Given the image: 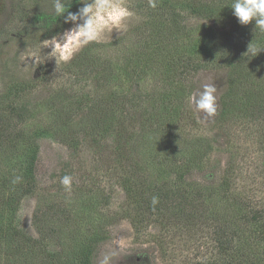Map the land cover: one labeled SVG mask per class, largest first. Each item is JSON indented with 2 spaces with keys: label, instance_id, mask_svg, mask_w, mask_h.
Segmentation results:
<instances>
[{
  "label": "trees",
  "instance_id": "obj_1",
  "mask_svg": "<svg viewBox=\"0 0 264 264\" xmlns=\"http://www.w3.org/2000/svg\"><path fill=\"white\" fill-rule=\"evenodd\" d=\"M143 2L150 12L145 22L107 46H100L95 53L83 47L73 60L79 74L97 76L96 89L103 93L106 104L123 102L117 88L130 81L128 69L131 79L133 73L144 74L148 68L153 69L152 74L163 76L161 86L148 99L149 111L136 113L137 118L132 115L140 128L136 146L142 145L141 157L135 144L128 143L131 136L127 143H121V133L126 130L123 126L105 132L120 144L110 151L109 160L119 175L120 188L137 206L139 221L155 219L159 225L175 230L179 252L185 253L181 264H264V198L256 200L250 189L246 195L237 192L228 177L214 184L213 175L204 173L203 158L209 155V143L183 139L178 130L188 93L184 79L210 65H221L229 77L227 90L219 100L220 116L255 121L264 118V33L255 31L254 21L240 25L228 7L231 0H156L155 8L148 0ZM65 3L70 12L82 7L79 0ZM184 4L205 22L200 34L193 35L181 26ZM13 14L23 29L27 27V35L53 36L66 26L63 17L55 15L53 5L31 9L29 0H17ZM129 41L135 47L139 45L141 53L135 55V61L111 66L114 75L107 73L103 68L105 58L117 48L126 51L125 42ZM105 49L109 55L104 57ZM202 49L208 53L205 58L197 56ZM18 88L24 92L26 86L20 84ZM66 102L78 107L82 101L76 97ZM14 107L9 112L0 111V264H97L110 226L103 191L81 186L70 197H42L33 215L38 238L26 235L14 220L20 201L33 194L36 187L40 140L56 137L75 152L79 146L76 135L99 136L108 127L107 122H112V111L92 108L79 114L76 126L70 120L59 125L69 111L63 108L57 113L55 107L53 127L28 129L23 123L28 112ZM260 161L264 164V159ZM195 171L200 181L193 180ZM17 175L22 180L13 185L11 181ZM153 197L158 198L156 204ZM162 239L159 247L170 248L172 240ZM126 264L150 262L132 256Z\"/></svg>",
  "mask_w": 264,
  "mask_h": 264
},
{
  "label": "rangeland",
  "instance_id": "obj_2",
  "mask_svg": "<svg viewBox=\"0 0 264 264\" xmlns=\"http://www.w3.org/2000/svg\"><path fill=\"white\" fill-rule=\"evenodd\" d=\"M16 2L17 0H0V111L9 112L8 110L14 106L27 111L28 116L23 123L28 129L39 126L53 127L55 125L53 109L58 104L60 106L56 107L57 113L63 108L68 109L70 113L67 117L65 113L62 114L65 117L59 125H64L66 120H70L69 123L76 126L79 124L77 121L79 114L97 107L112 111L113 119L111 123L107 122L108 127L99 133V136L87 138L83 134L76 135L79 146L75 152L56 137L49 136L40 140L36 187L33 194L24 196L20 201L14 225L26 235L38 238L39 234L33 225V215L42 197H48L46 195L70 197L77 187H92L103 191V195L106 196L104 210L110 225L108 241L99 249L97 264H126L132 256L143 257L150 264H181L180 260L184 258L185 253L179 252L175 230L159 225L155 219L142 221L137 219V206L133 205L132 200H129L127 194L121 190L119 175L110 166V151L120 146L119 141H113L106 135L107 132L123 126L126 130L124 134L121 133L123 136L121 143L126 142L128 136H131L128 143L136 146V136L140 128L135 124L132 115L137 118L136 113L149 111L148 99L161 86L160 79L163 76L152 74L153 69L148 68L144 74L139 71L137 75L133 73L131 79L128 69L130 81H125L117 88L123 102L106 104L105 99L102 101L103 93L96 89L97 76L79 74L73 64V60L83 48L75 53L72 59L61 60L49 47V40L58 33L51 36L40 33L33 35L31 32L27 35L25 32L27 27L24 26L23 29L20 20L13 14ZM126 3L133 12V16L125 21L126 28L119 33L106 32L101 42L87 45L90 53H95L101 49L98 50L100 46H107L122 38L149 17L150 12L143 0H126ZM29 5L31 9L39 7L49 9L53 5V0H29ZM183 6L185 15L184 19L181 18V26L193 35L200 34L199 30L205 22L192 13L187 5ZM70 27V24H66L59 33ZM125 43L126 51L120 47L112 53L113 55L110 54V58H105L107 63L103 68L107 73H111V66H122L135 61V55L141 53L139 45L135 47L132 41ZM126 52L128 55L123 57ZM102 54L104 57L109 55V50H103ZM206 54L207 51L202 49L197 56L205 58ZM220 66L210 65L189 73L184 79L188 93L184 99V117L179 122L178 130L183 139H202L209 143V155L203 158L204 173L213 175L214 184L219 183L222 177H228L233 181L237 192L246 195L250 189L256 200H262L264 164L260 160L264 159V118L258 121L250 117L228 118L220 116L219 111L215 117L205 118L203 113L196 109L195 104L189 101V98L202 91V86L207 83L215 85L219 105L220 97L227 90L229 80L227 70ZM112 71L116 73V70ZM20 84H25L24 92L19 90ZM12 93H15L16 97ZM58 95L56 102L55 98ZM69 97L71 99L80 97L82 102L76 107L72 102H66L70 100ZM99 142L103 147L98 144ZM142 149V145L136 146V152L139 155L140 151V157ZM64 175L73 178L70 190H66L60 183V178ZM193 180H201L199 172L195 171ZM162 238L172 240L170 248L163 250L165 247H159L158 242L163 240ZM164 245L162 243V246Z\"/></svg>",
  "mask_w": 264,
  "mask_h": 264
},
{
  "label": "clouds",
  "instance_id": "obj_3",
  "mask_svg": "<svg viewBox=\"0 0 264 264\" xmlns=\"http://www.w3.org/2000/svg\"><path fill=\"white\" fill-rule=\"evenodd\" d=\"M82 4L76 12L68 11L65 0H53V11L56 16L63 17L64 24L71 27L58 33L49 40V47L63 61L72 59L73 55L83 47L101 42L104 34L119 33L126 28L125 21L133 16V12L126 0H79ZM149 6L155 8L156 0H148ZM230 7L240 25H249L255 22V31L264 33V0H231ZM67 13V15H65ZM214 84H204L202 91L189 98L196 109L202 112L205 118H213L218 112ZM22 177L15 176L11 183H19ZM72 176L64 175L60 178L61 185L70 190ZM153 197V204L157 203Z\"/></svg>",
  "mask_w": 264,
  "mask_h": 264
}]
</instances>
